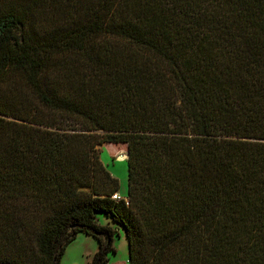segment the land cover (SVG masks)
<instances>
[{
	"label": "trees",
	"instance_id": "obj_1",
	"mask_svg": "<svg viewBox=\"0 0 264 264\" xmlns=\"http://www.w3.org/2000/svg\"><path fill=\"white\" fill-rule=\"evenodd\" d=\"M19 1L0 0V76L36 102L0 127V264H60L78 232L108 264L97 213L129 264H264V0ZM105 142L127 144L121 199Z\"/></svg>",
	"mask_w": 264,
	"mask_h": 264
},
{
	"label": "rangeland",
	"instance_id": "obj_2",
	"mask_svg": "<svg viewBox=\"0 0 264 264\" xmlns=\"http://www.w3.org/2000/svg\"><path fill=\"white\" fill-rule=\"evenodd\" d=\"M3 1L17 4L16 0ZM26 21L25 25L28 28L29 17ZM35 102L36 97L29 92V83L20 72L7 70L0 76V118L3 119L0 120V127H4L1 130L4 131L3 139L13 132L21 133L22 124L29 125L27 121L29 111ZM97 148L105 168L119 180L118 193L126 197L128 189L127 144L105 142ZM10 206L13 210L7 216L8 225L12 224L11 228H29V198L21 197L16 203L10 202ZM96 221L110 225L116 230L112 244L114 252L108 253V264H128V242L124 228L103 213L96 214ZM98 247V242L93 236L78 232L76 238L66 247L60 264H89Z\"/></svg>",
	"mask_w": 264,
	"mask_h": 264
},
{
	"label": "built area",
	"instance_id": "obj_3",
	"mask_svg": "<svg viewBox=\"0 0 264 264\" xmlns=\"http://www.w3.org/2000/svg\"><path fill=\"white\" fill-rule=\"evenodd\" d=\"M111 197L113 199H121L122 198V196L118 192L114 193ZM127 263L129 264L128 260H127Z\"/></svg>",
	"mask_w": 264,
	"mask_h": 264
},
{
	"label": "water",
	"instance_id": "obj_4",
	"mask_svg": "<svg viewBox=\"0 0 264 264\" xmlns=\"http://www.w3.org/2000/svg\"><path fill=\"white\" fill-rule=\"evenodd\" d=\"M128 261H129V258H128Z\"/></svg>",
	"mask_w": 264,
	"mask_h": 264
}]
</instances>
